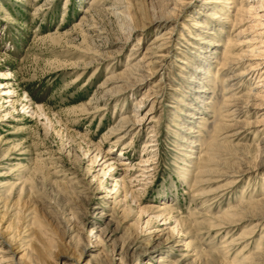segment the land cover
I'll use <instances>...</instances> for the list:
<instances>
[{
  "label": "rangeland",
  "instance_id": "1",
  "mask_svg": "<svg viewBox=\"0 0 264 264\" xmlns=\"http://www.w3.org/2000/svg\"><path fill=\"white\" fill-rule=\"evenodd\" d=\"M92 1L0 0V72L11 73L10 81L0 79L7 83H0V250L13 264H204L200 248L220 251L219 264H226L225 260L233 264L240 251L255 256L259 243L264 246V226L254 228L252 239L242 236L264 217V209L251 211V217L238 215L244 221L234 217L238 225L229 231L188 233L190 229L177 219L197 224L203 216L223 215L242 200L260 196L257 191L264 186V149L248 148L264 138V132L244 130L226 138L248 116L249 105L239 103L243 113L237 120L213 116L212 107L224 102L214 79L201 99L209 116L200 125L195 123L202 128L193 156L202 157L214 136L225 146L208 151L211 175L194 177L197 167L182 164L179 141L184 132L177 125L186 117L179 112L178 100L185 95L191 71L180 61L192 60L197 66V57L189 53L196 52L191 37L203 31L197 26L204 20L208 27L217 25L206 17L205 0H114L116 9L110 11L91 6ZM87 10H91L87 24L77 28ZM143 14L147 19L163 18L164 25L133 30ZM225 26L232 32V24ZM96 32L103 37L96 38ZM126 34L131 43L141 42V58L158 34L163 38L153 45L163 48L150 56L153 64L138 71L143 76L132 74L135 80L128 81L135 84L112 101L111 96L118 94L116 83L105 86V82L120 75L131 53L130 44L112 42H123ZM121 46L125 48L119 60L111 58L83 69L97 56L89 58L82 50L108 58L115 57ZM220 55L222 47L211 55L212 61L217 60L213 72ZM77 65L81 70L74 69ZM228 75L225 72V78ZM263 79L264 69L258 70L239 91L259 84L252 91L264 95ZM103 95L109 98L101 101L106 104L103 111H80ZM254 101L258 102L250 99ZM257 111L251 109V121L257 119ZM133 114L139 116L137 130L114 144L116 138L111 140L109 131L122 115ZM224 120L231 128L223 127ZM214 124L219 131H213ZM146 142L152 146L144 147ZM147 150L154 169L142 175L137 163ZM116 159L127 164L114 163ZM192 161L197 165L196 159ZM127 168V184L134 196L130 191L125 194L120 185ZM222 172L235 176L225 179ZM233 179L226 189L212 194ZM194 194L208 197L192 198ZM166 205L175 211L160 214L158 209ZM169 236L173 240L166 243ZM229 242L232 245L227 247Z\"/></svg>",
  "mask_w": 264,
  "mask_h": 264
},
{
  "label": "bare ground",
  "instance_id": "2",
  "mask_svg": "<svg viewBox=\"0 0 264 264\" xmlns=\"http://www.w3.org/2000/svg\"><path fill=\"white\" fill-rule=\"evenodd\" d=\"M92 2L93 3L91 6L101 7L100 10L103 9L105 11H110V9L112 8L116 9L115 6L117 4V2L114 0H93ZM205 5H206V9L208 10L206 17L208 16L207 18H209L210 21L214 22V24L217 25H213V27L212 26L208 27L209 25L208 20H204L203 22L199 23L197 26L198 28H202L203 31H201L198 35H195V37H191L192 39H194L195 42L193 44H190V46L194 50H196V52L190 51L189 53L192 56L194 55L195 57H197V62H198L197 66H194V64L191 63L192 60L189 61L188 59H183V61H180L182 64H186L191 71V76L186 81L187 84L185 83L184 85L187 91L185 90L183 91V93L187 95L186 99L189 98V100L192 102H187V100L184 98L185 95H182L183 97L178 100V104L181 106V108L178 106L179 112L180 114H183L184 117L186 118H182V121L180 120V122L177 125L178 130L184 132V134L181 135L180 132L176 134H178L179 137L182 136L179 141L180 142L179 148L184 153L182 154V156L184 157L185 162H183L182 164L190 168L196 166L198 169L194 177L211 175L212 171L208 170V167L212 164L211 161L212 154L209 153L208 151L213 152L215 150V147L225 146L222 143H219L217 140L215 141V136H214L211 139L210 143L206 145V150L203 149L204 155L202 157L193 156V154L196 153L195 150H197L198 148V145L196 144L197 139L195 138H198L201 135L200 130L202 127H200L199 125L200 123H203V121H205V117L209 116V109L206 107V103H203L201 99H203V97L209 93L207 84L211 82V79L212 80L214 79L215 83L218 84V86L221 88L222 98L224 100L222 105L220 104L221 103L220 102L218 106L212 107L213 110L211 112L213 113V116L227 118L226 122L228 121V119L229 120L231 119L232 121L237 120L243 113L240 110L241 108L239 107V103H244L245 105L246 104L249 105V106L247 105L248 110L245 111L248 116L246 115L247 116L246 118H241L240 121L238 122L239 123L238 127H236L234 131L232 130L233 132H231V134L228 135L226 138L240 135L244 133L243 132L244 130L255 132L256 134H258L259 132L260 133L264 132V126H263L264 125V110H263L264 95L260 93L261 90L257 92L252 91L258 88L259 84L258 86L256 85V87L252 88L250 91L244 93L242 91H239L240 88L243 89L247 85V83L253 77L256 71L264 69V0H205ZM90 11L91 10H87L84 13L82 17L84 23L82 25L77 26V28L78 27L81 28L83 27L84 24H87L86 21L89 18L88 16L90 15L89 14ZM142 17H144L142 22L138 24V27L135 24V27H132L133 30H139L143 32V30L144 31L146 29L148 30V28L150 27L153 26L158 27L161 23H163L164 25L163 18L153 17L152 19H147V17L145 18L144 14ZM229 23L232 24V28H233L232 32H227V30H225L226 29L225 24H229ZM132 29H130L128 33H131ZM93 35H95L96 38L103 37L100 32H96ZM129 38H130L129 34H126L125 40L123 42L120 41L112 42V44L115 45L128 43L131 46L130 49L131 53L128 57V61L126 62L124 70L120 73V75L109 76L107 82H105V86L111 83H116L115 88L118 94L115 96H111L110 99H112V101L118 100L117 98L119 95L130 89L131 85L135 84L134 83L135 81L132 82L128 81L129 77L130 78L132 77L135 80V77H133L132 74L140 75L141 77L143 76L139 74L138 71H143L145 65L153 64L154 60H152L150 56L152 57L157 56L155 55L156 52L159 49L163 48L159 45L158 46L153 45V43L157 42L158 40L160 41L163 38L162 34H158L156 35L154 41L146 47V54L144 57L141 58V55H139V52L141 50V42L138 41L136 43L134 42L131 43V40L129 41ZM104 46L107 45H103V46L101 45L99 47L103 48ZM221 47H222V55H220L221 57L220 60L218 61L219 67L216 70V72H213L212 70L213 62H217V60L212 61L211 59L215 58L216 55L213 57L211 55L217 54L218 50H220ZM124 48H125L124 46H121V49H116L115 57L109 56L108 58H104V57L102 58L99 54H98L99 56L91 54L92 52L89 53L88 50H82L80 53L89 56V58L91 56H97V58H90V62L84 65L83 69L90 70L95 65L101 64V61L108 62L109 59L111 58H113V61L119 60L121 55L123 54L122 51ZM235 49H238L239 51L234 52ZM147 53L150 55L148 56ZM113 61H111L110 64L115 65L116 62ZM74 69L81 70V68H79L78 65L74 67ZM225 72H230V75H228L226 78H225ZM156 73L157 72H152V75ZM10 75L11 73H9L8 71L0 72V79L7 81L9 79L10 81ZM220 77L224 78L222 82L219 81ZM247 77L249 79L248 81H245ZM141 80L143 79L138 78L137 81H141ZM261 81H264V79ZM0 83L2 84V86L7 84V83L5 84V82L4 83L0 82ZM2 92L7 95L9 93L5 90ZM106 99L108 100L109 98H106L105 95L100 97L97 96L96 98H94V100L90 101L88 105L81 106L80 111L85 112L89 109L91 110L93 109V113L103 111L105 109L104 106L106 104L105 105L101 104V101ZM250 99L257 100L258 102L254 101L253 103H250ZM200 102H202L203 104L199 105ZM183 107H185V109ZM251 109H258L256 114H259L257 115V119L253 121L249 119L251 116L250 113ZM134 110L138 111V106H134ZM34 113L36 112L34 111ZM120 118H121L120 121L109 131V135H108L111 140L113 138H116L114 144L118 143L119 141L125 140L130 133H133L135 130H137L136 124L139 116H137L136 114H133L131 117L127 115L124 116L122 115V117ZM197 121L199 125L195 124ZM223 123H224L223 127L231 128L225 123V120ZM214 125H213L214 126L213 131H219V125L217 124ZM263 145H264V138L260 139L257 144L253 146H249L248 148L249 149L260 148L262 151V149H264ZM146 146H148L149 148L152 146V144L146 142L144 147ZM150 153L151 150H147L146 153H144L141 156L140 161H138L137 163V166L140 167L138 168V170H142V175L151 172V170L154 169L152 167L154 162L152 160V157L149 155ZM6 159L7 158H3V160ZM193 159L197 160V165H195V163L192 161ZM115 162L120 165L127 164V161L122 159H116L114 160V163ZM129 170L130 169L128 168L125 169V175L120 178L121 180L120 185L125 194L127 193V191L128 192L130 191L132 196H134L135 192L130 190L127 184V178H128L127 171ZM222 175L223 177L225 176V179L235 176L233 174H228L227 172H222ZM235 181L236 179L235 180L233 179L232 181H226L225 187H222L221 189L219 188V190L214 191L212 194L216 192L219 193L220 191L226 189L229 182H235ZM117 191L118 190H116L115 192ZM257 193H260V196H258L259 195L258 194L257 198L252 197L250 201L242 200L239 205H237L233 209L228 210L223 215L216 217H208V218L207 216H203V221L198 222L197 224L187 223L183 218H180V216L178 215L179 217L177 219L180 222L178 223L181 224L182 226L189 228L190 231H188V233L200 229L206 230L207 232L222 230L224 228L231 229L236 226L235 224L238 225L237 219H239V222L244 221L241 220L242 218L240 219L238 215L251 217L249 216L250 215L249 213L251 211H255L257 209H264V186L262 187V189L257 191ZM200 197H208V196H201V194L192 195V198H200ZM173 210L174 208L172 207V205H166L162 208H159L158 212L162 214V212L165 211L174 212L175 210L174 211ZM234 217L235 219L237 217L236 219L237 221L235 223L233 222V220L235 221ZM257 219L258 222L255 224V226L252 227L251 229L246 230L243 233L242 240L249 238L252 239L254 237L253 236L254 234H252L255 231L254 228L259 226L262 227L264 226V217H259ZM171 240H173L172 236H169L166 239V243ZM232 242H229L227 247L232 245ZM241 243L243 244L244 241H241ZM242 244H238V245H242ZM256 250H260V251L257 254H255V256L251 254L253 257L246 256L243 254L244 252L240 251V253H238V256L240 255V258L236 257L232 263L233 264H264V246H261V244L259 243V245L256 247ZM4 254L6 253L0 250V264H13L12 263L13 261L8 260L4 256ZM198 255L203 256L202 261L204 264H219L220 262L218 263V261L219 260L221 261L220 251L211 252V250L200 248ZM225 262L226 264H229L226 260Z\"/></svg>",
  "mask_w": 264,
  "mask_h": 264
}]
</instances>
